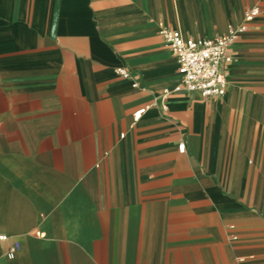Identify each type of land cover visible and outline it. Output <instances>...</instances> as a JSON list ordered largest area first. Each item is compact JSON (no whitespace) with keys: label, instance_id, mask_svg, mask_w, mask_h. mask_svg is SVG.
Masks as SVG:
<instances>
[{"label":"crops","instance_id":"crops-1","mask_svg":"<svg viewBox=\"0 0 264 264\" xmlns=\"http://www.w3.org/2000/svg\"><path fill=\"white\" fill-rule=\"evenodd\" d=\"M255 6L224 96L160 95L161 28ZM0 233V264H264V0H0Z\"/></svg>","mask_w":264,"mask_h":264},{"label":"built area","instance_id":"built-area-1","mask_svg":"<svg viewBox=\"0 0 264 264\" xmlns=\"http://www.w3.org/2000/svg\"><path fill=\"white\" fill-rule=\"evenodd\" d=\"M260 13V9L247 7L243 11L242 21L237 24H229L224 34L214 37H186L176 29L161 28L159 35L164 39L168 48L175 56L179 81L172 88L161 91L162 97L172 92L186 90L197 92L202 97H222L225 95L228 85L227 66L232 62L231 46L238 36L249 29L251 21ZM116 74L128 77L130 72L127 68H117ZM166 109V106H162ZM146 108H141L133 114L137 120ZM185 151V144H178V152ZM236 237L233 236L232 239ZM9 240L8 236L0 233V243ZM245 257L238 256L234 264H244Z\"/></svg>","mask_w":264,"mask_h":264}]
</instances>
